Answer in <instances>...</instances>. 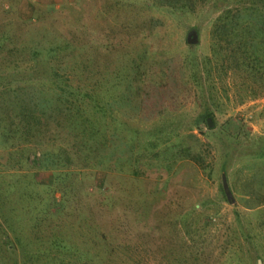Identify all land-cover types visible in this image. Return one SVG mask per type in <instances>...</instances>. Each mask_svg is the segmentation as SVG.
I'll return each mask as SVG.
<instances>
[{
  "label": "rangeland",
  "instance_id": "obj_1",
  "mask_svg": "<svg viewBox=\"0 0 264 264\" xmlns=\"http://www.w3.org/2000/svg\"><path fill=\"white\" fill-rule=\"evenodd\" d=\"M239 5L0 0V264H264L245 196L264 178V92L211 55Z\"/></svg>",
  "mask_w": 264,
  "mask_h": 264
},
{
  "label": "trees",
  "instance_id": "obj_2",
  "mask_svg": "<svg viewBox=\"0 0 264 264\" xmlns=\"http://www.w3.org/2000/svg\"><path fill=\"white\" fill-rule=\"evenodd\" d=\"M240 4L231 10L222 12L215 24L213 32L215 46L212 48V58L216 72L224 73L232 76L233 79H242V84L249 97H257L258 92L253 85L257 84L264 92V0H237ZM211 65V58H208V63H203L205 73L209 74V67ZM193 78H197L193 75ZM206 100L204 101V108L202 113L197 118L196 124L200 122L207 127V118L212 121L214 119L213 112L210 107H216L218 103L214 101L212 96V87H206ZM202 93V91H201ZM260 93V92H259ZM203 97V93H202ZM25 123V134H29L36 128V119L33 116ZM90 127V124L88 125ZM22 127V126H21ZM20 127V128H21ZM19 127L15 130H19ZM12 130V128H9ZM212 130V129H209ZM84 133V130L82 131ZM86 132V131H85ZM87 133V132H86ZM92 137V135H88ZM189 148L180 150L181 153H188ZM259 154L257 158L263 157ZM103 178L100 181L103 182ZM222 186V185H221ZM246 207L248 209H257L264 207V178L258 176H250L246 182L245 188ZM53 214V212L51 213ZM11 231V226H9ZM54 246L56 243L54 242ZM64 246L63 248H66ZM8 248H11L8 246ZM191 251H187V256L191 255L197 260H202L201 253L198 249L190 247ZM114 251L111 250L108 255L113 256Z\"/></svg>",
  "mask_w": 264,
  "mask_h": 264
},
{
  "label": "water",
  "instance_id": "obj_3",
  "mask_svg": "<svg viewBox=\"0 0 264 264\" xmlns=\"http://www.w3.org/2000/svg\"><path fill=\"white\" fill-rule=\"evenodd\" d=\"M186 42L190 45L196 43V32L195 31H190L187 36H186ZM207 124L209 127L212 126V122L210 118H207ZM221 185H222V190L225 195L226 200L228 201L229 204L234 203V198L232 196V193L229 189L227 179L224 173L221 175Z\"/></svg>",
  "mask_w": 264,
  "mask_h": 264
}]
</instances>
